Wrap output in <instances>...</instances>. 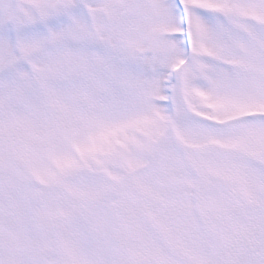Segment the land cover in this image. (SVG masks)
I'll use <instances>...</instances> for the list:
<instances>
[{"label":"snow or ice","instance_id":"1","mask_svg":"<svg viewBox=\"0 0 264 264\" xmlns=\"http://www.w3.org/2000/svg\"><path fill=\"white\" fill-rule=\"evenodd\" d=\"M244 11L264 0H0V121L140 156L118 215L164 258L129 264H264V22Z\"/></svg>","mask_w":264,"mask_h":264},{"label":"rangeland","instance_id":"2","mask_svg":"<svg viewBox=\"0 0 264 264\" xmlns=\"http://www.w3.org/2000/svg\"><path fill=\"white\" fill-rule=\"evenodd\" d=\"M234 15L264 22L254 11ZM145 131L128 134L143 141ZM120 140L127 150L108 156L107 146L91 144L76 121L55 134L20 114L8 125L0 121V264H126L120 181L141 167L134 146ZM132 215L133 261L163 259L152 225Z\"/></svg>","mask_w":264,"mask_h":264},{"label":"bare ground","instance_id":"3","mask_svg":"<svg viewBox=\"0 0 264 264\" xmlns=\"http://www.w3.org/2000/svg\"><path fill=\"white\" fill-rule=\"evenodd\" d=\"M134 174H137V173H134ZM133 207H134V205H133ZM133 214V211H127L126 210V220H125V228H126V232L128 231V229L130 228V225H129V219H130V215H132ZM127 243L129 242V241H126Z\"/></svg>","mask_w":264,"mask_h":264}]
</instances>
